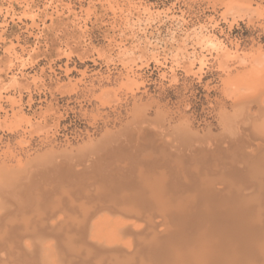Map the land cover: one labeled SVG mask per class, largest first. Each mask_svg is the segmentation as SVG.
I'll return each mask as SVG.
<instances>
[{"label": "rangeland", "instance_id": "rangeland-1", "mask_svg": "<svg viewBox=\"0 0 264 264\" xmlns=\"http://www.w3.org/2000/svg\"><path fill=\"white\" fill-rule=\"evenodd\" d=\"M262 55L264 0H0L1 260L11 253L13 264H29L17 254L18 233L38 224L47 247L63 220L78 228L59 227L67 253L95 264L91 236L111 233L122 218L103 212L94 226L79 222L103 204L181 203L187 195L193 202L197 191L199 202H238L239 190L242 200L264 202V125L259 131L252 122L264 119ZM239 107L253 125L231 139L221 118ZM180 128L194 134L175 149ZM208 184L225 195L211 199ZM29 233L23 246L40 240ZM132 240L122 247L148 258L149 239L140 247ZM181 244L187 255L191 244ZM175 246L167 253L177 261Z\"/></svg>", "mask_w": 264, "mask_h": 264}, {"label": "bare ground", "instance_id": "bare-ground-1", "mask_svg": "<svg viewBox=\"0 0 264 264\" xmlns=\"http://www.w3.org/2000/svg\"><path fill=\"white\" fill-rule=\"evenodd\" d=\"M252 57H254V56H252ZM262 57L261 58L263 61L264 55H262ZM254 62H256V58H255ZM254 62H253V64H254ZM256 64H257V62H256ZM251 67H252V65H251ZM259 68H261V66H259ZM249 74H251V73H249ZM239 109H240L239 110L240 112L238 111L237 113H234V114L231 113L232 114V115L230 114L231 116L225 115V114L223 116L221 115L222 118H221L220 125L222 127V133L229 136L231 139L236 138L237 135H239V136L241 135L242 132L240 133V131H242V129H243L242 125H244L245 122L247 124H249V122L252 121L248 117H247L248 120L246 121V119H247L246 115H244L245 117L242 116L244 114V111L242 110L243 107H241V108L239 107ZM241 111L243 112V114ZM262 117L264 118L263 115H262ZM262 117H260V118H262ZM241 119L242 120L245 119V120L241 121ZM262 120L264 121V119H262ZM256 121H257V119L252 121L254 124L253 127L255 128V130L259 129V131H260V127L262 128V126L264 125V122L261 121L259 123L257 121V123H258L257 124ZM242 122H244V123H242ZM251 123L249 124L250 126L253 125ZM262 123H263V125H262ZM257 127H259V128H257ZM262 130H264V127ZM189 133H191V135L194 134L192 132H188L187 129H183V128L182 129L180 128V130L178 129L175 132V137L173 136L172 141H170V144L172 145V147H174L175 149H181V148L184 149L186 147L184 145V142L188 141L186 136H188ZM263 134H264V131H263ZM163 143L165 144L167 142L165 141ZM166 158H167V156H166ZM162 159H165V157ZM45 160H40V163L42 161H44L43 162L44 164L45 163L48 164ZM47 161H48V159H47ZM34 163H33V166H34ZM169 164H170V162H169ZM30 167H32V165ZM172 167H173V165H172ZM1 184H2V182H1ZM1 184H0V189H1V186H3ZM6 185H7V182H6ZM209 185L210 184H208V187L210 189H209V192H207V193H206V191L208 190V188H206L207 187L206 185H203L206 189V191L204 193H206L207 195L209 193L210 194L209 197L211 199H214V200L222 198V196L220 194V193H222L220 191L221 189L219 190L220 191L219 194H216V191L214 192L215 194H213L211 191V188L213 186L212 185L209 186ZM201 188H203V187H201ZM201 188L198 186L197 189L199 190ZM213 188H215L214 190L219 189V188L216 189L215 186ZM205 189L203 188L201 190H205ZM180 190H181V188H180ZM195 191H197V190H195ZM229 191H230V189H229ZM233 191L234 190H232V193H233ZM152 192H155V191H152ZM170 192L172 193V191H170ZM197 192H195V193L197 194ZM240 192H242V191L239 190V193H237L238 199L236 198V200H238V202L237 201H234V202L233 201L232 202H221V201L220 202H218V201L212 202V201H210V203H208L209 202L208 199H207V202H205V203H204V200H203V202H199L200 199L197 200L198 197L196 196V194H193V195H195L194 198L196 197L195 200H193L194 198H192L193 202H191V201L187 202V200L188 201L191 200L190 198H188L189 195H187L185 197V199H187L186 202L179 201L181 203H176V201L178 199L175 200L174 197H173V199H174L173 201H172V197H171L170 201H168V202H165V200L164 201L162 200L163 202H154L156 200L152 199L154 197H152V194L150 192L149 196H151V199H149L148 201L151 203L154 202L153 204H145L147 202V199L145 198L144 195L143 196H144L145 200H144V198H143V200L146 202H143L144 203V204L142 203L143 205H141L140 202L138 205V203H136L134 201H133L134 205L132 202H131L132 203L131 205L126 202L125 205L128 207H125V205H123V204H122L123 206L121 207L120 204H119L120 205L119 206L118 203L116 204L115 202L112 203V205L103 204L99 208H96L93 211H91L90 214H86L85 215L86 217L84 219H83V217H84L83 216L82 220L84 222L83 221L79 222L80 223L79 226H81V228L84 227L83 229H85L84 225L88 226L90 222L92 223V220H96V218H97L96 216L99 217V214L101 215L103 212H107L108 214L111 215V217H110L106 213V215L108 216V218H105L106 220H111V219L113 220L112 216L113 217L119 216L120 218H122L121 220L118 219L119 221L113 220L115 222L112 223L113 224V226H111L112 231H111V233L107 232V233H109L107 235L103 234L105 237L101 236L102 235L101 232H103V231H101V232L95 231L96 232L95 233L96 235L94 234L95 238L93 236H91V234H90V236L93 238V239H90V241H93V240L94 241L93 242L89 241L90 243L87 241L88 243L86 242L87 243L86 248L88 249L89 245L92 243L91 244L92 248L89 247V249L94 250V248H95L96 250H94V253L96 252L100 255V257L98 256L99 257L98 258V257H96L97 254H94V255L92 254L93 259L92 258L91 259L94 261L95 264H104V263L106 264V262L108 264H146V263L147 264H165L166 259H167V262L169 260L172 264H174V263H176V264H261V263H264V202L258 203L256 201L255 202L250 201V200L248 201L247 200L248 198H246L247 201L242 200V199H245V197H242L241 195L239 196L238 194H240ZM204 193H201L203 195L200 194L201 196H199V195L198 196L201 197V199H202V196H204ZM232 193L229 195L226 194V196L228 195L232 199V197H233L232 195L234 194V193L233 194ZM143 194H145V192ZM157 194H159V193L157 192ZM206 194H205V197H206ZM222 194L225 195L224 193H222ZM143 196H141V198ZM149 196H147V197L149 198ZM159 196L157 197L158 199H159ZM240 197H242V199ZM224 198H227V197H224ZM180 199L181 198H179V200ZM253 200H254V198H253ZM136 201H138V199H136ZM174 201H175V203H174ZM3 203H5V202H3ZM135 203L137 205H135ZM6 204H7V202L5 203V205ZM10 205L11 204H9V206ZM15 208L16 207H14L13 209H15ZM37 208L40 209L41 207L38 206ZM17 212H19V211H17ZM53 212L54 211L51 212L50 216L53 214ZM20 213H22V212H20ZM103 214L105 216V213H103ZM34 215H36V213ZM37 215H39V213H37ZM25 216L28 217V215H25ZM25 216L23 219H25ZM72 216L73 215H71V217ZM60 217L58 216L59 219L64 218V217H62V218H60ZM119 217H116V218H119ZM53 218H54V216H53ZM73 218H74V216H73ZM76 218H79V217H76ZM76 218H74V219H76ZM12 219L14 221L13 217H12ZM17 219L18 218L16 217L14 222H17L19 219H20V221L23 220L21 217L18 220ZM49 220H50V218H49ZM80 220H81V218H80ZM20 221H18V222H20ZM23 221L24 222L27 221V218ZM23 221H22L21 225H23V227H24V225L27 222H25V224H23ZM57 221H58V219H57ZM77 221L78 220H76V222ZM103 221H104V219L101 220L102 223L99 222L98 220L95 221V223L96 222L99 223V225H95V228H97V226H101V225L103 226ZM158 221H160L161 223H158ZM63 222H64L63 220H61V221L59 220L58 222H55V226L57 227L58 230L53 225V228H55L53 230L54 231L56 230V232L52 233L50 231V233L53 234L52 236H54L56 238L57 242L49 240L51 243L52 242H54V243L51 244L50 246L47 245V247H45V245H44V247L42 245H40V244H43L44 241H42V240H44V239H42L43 236L41 238L39 237L41 235L39 232H38L39 234L37 233V231H40L39 229H37L38 224L33 225L36 229L35 228L32 229L33 227L31 228L32 234H34L33 236L34 237L38 236L40 238V240H38L36 244H35V242L29 243V242H32L31 238H29L30 235H28L29 232H30L29 234H31V231L29 229L30 226H32L31 224H30V226L27 225L29 227H27L25 225V228H28V230L25 228H24L25 230L23 229L24 230V236H22V234H23L22 231L19 233H18V231H16L18 234H20L22 236V237H20V235L18 237L16 236V245H18V248H19V253H17V254H22V256H23V259H24L23 263L24 262L27 263L28 261H30L29 264H40L41 262H42L41 264H43V263L44 264H64V262H68L69 264H76L75 261H77V259L75 260L74 258H72V257H74V256H72V255H74V253H71L72 255L67 253L68 248L66 250V246H67L66 243L65 244H64V242L62 243V241H64V240L59 235H57L59 230H61L62 228L63 229L65 227L75 228L76 226H73V224H75L74 222H73V224L71 223L72 226L69 224L66 225L65 224L66 221L64 223ZM139 222L144 223V225H142V223H139ZM98 223H96V224H98ZM138 223L141 224V226ZM59 224H60V226H59ZM61 224H64V225H61ZM112 224L110 223V225H112ZM162 224H163V226H166V230L161 229L163 232H160L159 227L160 226L162 227ZM17 225H20V224L18 223ZM40 225L41 224H39V226ZM68 225L71 227H68ZM92 225L94 226L93 223H92ZM15 226L13 229H15ZM104 226H106L105 223H104ZM47 227H48V225H47ZM59 227H62V228L59 229ZM6 228L8 229V227H6ZM19 228H21V227H19ZM92 228H94V227H92ZM0 229H1V227H0ZM63 229H62V231H63ZM75 229H78V228H75ZM15 230H17V229H15ZM25 231H26V233H25ZM11 232L13 233V230ZM5 233L9 234V232L8 233L4 232V234ZM12 233H10V234L12 235ZM81 233H83V232H81ZM97 233L99 236H97ZM32 234H31V236H32ZM60 234L63 235L64 233H60ZM25 235L29 236L28 238L30 240H26L28 242V244L23 246L21 244L22 241L24 240V238L27 239V237ZM46 235H49V234H46ZM82 235H80L81 237H79V238L76 236V238H78V240H80L82 238L84 239L86 236H85V234L83 235L84 237ZM7 237L10 238L12 236H10V237L7 236ZM98 237H100V238H98ZM6 238L3 240L6 241ZM128 238H131V239H128ZM13 239H14V236H13ZM125 239H128V240H126V242H125ZM132 239L135 241V244L137 246L142 245V244L146 245V242H147V244L150 242L149 243L150 245H148L150 248L148 246H146L148 249H150V250H148L146 248L149 252L144 250L146 253L148 252L147 253L148 258H146L145 255L141 254V250H138V252L136 251L137 253H135V252L126 251V249L124 247H122V246H125L127 243H129L128 241H131ZM148 239H149V242L147 241ZM0 240H1V236H0ZM69 240H72V239L69 238ZM184 240H186L187 242L189 241V243L191 244V249L189 250V253L187 251V253H188L187 255L184 254L185 252L183 251V248L188 246L187 245L188 243L185 246H183V244H181V241L183 242ZM82 241H86V239L82 240ZM9 242H10V240H9ZM12 242L14 243V241H12ZM12 242L9 244V246L12 244ZM50 242H48V244H50ZM45 243H46V241H45ZM68 245L71 248L70 244H68ZM172 245L178 246L177 249L175 246V249L179 253L177 261L175 259L171 258L172 254L167 253L168 248H170V251L171 250L173 251ZM74 246H76V245H74ZM137 246L134 247V248H136V250L141 249V248H137ZM141 247L143 248V246H141ZM12 248H13V246H12ZM12 248H10L9 250H12ZM61 248L63 249V251L61 250ZM179 248L182 250V252L180 251ZM186 249H187V247H186ZM188 249H189V247H188ZM81 251H82V249L78 252L76 250L77 253H75V254H79V252H81ZM88 251H90V250H88ZM180 252L183 254V256L181 255ZM134 253H135V255H134ZM3 254H4V252H3ZM10 254L8 256L9 261H7V260L2 261L0 258V261H2L1 264L7 263V262H8L7 264H13L12 261H14V260L11 261L10 258H12V257ZM88 254H90V252H87L86 256H88ZM41 255H42V259L40 257ZM139 255L144 256V258L147 261L145 259L142 260L143 258L140 259ZM78 256H79V258H81L80 254ZM94 256L97 258V260L98 259L99 260L98 261L95 260ZM166 256H167V258H166ZM174 256L177 257V254H175ZM15 257L14 258L16 260L18 257V259L20 261V255L19 256L17 255ZM39 257H40V259H39ZM103 257H106V258L103 259ZM4 258H5V256H4ZM168 258H170L172 260H170ZM87 259L89 262L90 259L89 258H87ZM85 260H84V262H86ZM14 264H16V263H14Z\"/></svg>", "mask_w": 264, "mask_h": 264}]
</instances>
